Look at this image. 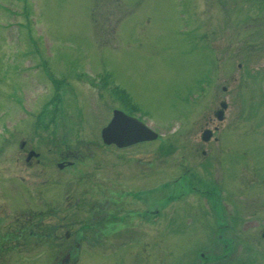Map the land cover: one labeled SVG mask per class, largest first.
<instances>
[{"label":"rangeland","instance_id":"rangeland-1","mask_svg":"<svg viewBox=\"0 0 264 264\" xmlns=\"http://www.w3.org/2000/svg\"><path fill=\"white\" fill-rule=\"evenodd\" d=\"M114 109L159 137L104 145ZM263 146L264 0H0V213L158 210L75 264H264ZM51 245L28 263L65 260Z\"/></svg>","mask_w":264,"mask_h":264},{"label":"flooded vegetation","instance_id":"flooded-vegetation-1","mask_svg":"<svg viewBox=\"0 0 264 264\" xmlns=\"http://www.w3.org/2000/svg\"><path fill=\"white\" fill-rule=\"evenodd\" d=\"M210 123H213L211 119L208 120L205 129H210ZM210 130L212 131L210 139L216 138L214 134L219 130V127L213 126V129ZM20 149L27 152V156L31 151L25 150V142L20 144ZM59 154L65 159L57 164V167L73 168L74 165L68 159L74 158L73 155L69 151L65 154L64 150ZM42 155V153H39L38 157H27V166L29 168L40 166L39 168L42 174L43 168L49 167L50 174H54V162L44 158ZM184 176L185 174L182 178ZM138 195L139 192L134 193L132 196L137 197ZM106 199L109 201L108 205H110V195L107 196ZM262 207V212L264 213V205H262ZM78 209V199H74L73 197L72 200L69 201V207L61 206L55 210L43 212L42 220L39 219L38 221H32L30 215H28L26 211L17 210V213H13L11 216H4L0 213V264H29L32 247L34 245L35 247L44 246L46 241L52 244L49 248L53 249L54 252L56 250V252H61L60 255H65V261L75 264V262L79 260L84 245H98L101 239L107 241L112 237L120 238L122 236H127L128 232L126 229H138L136 227H140L141 223L137 221L132 222L131 220L124 222L127 217L132 219L133 213L134 215H139L137 217L138 219L149 217L150 221L144 222L146 224H157V220H153V218L158 215L157 208L147 210L145 213H137L134 211L125 212L122 210L121 214L123 216H116L109 211L105 213L103 211L97 212V210L93 208L91 210V215L93 217L90 216L92 218L89 217L87 218L89 220L85 221L78 219ZM262 222L264 224V220ZM116 229H118V231ZM134 234H136L135 230L131 231L130 237L133 238V236H135ZM262 252L264 253V246ZM220 253L222 254L223 252ZM221 256L222 255L218 254L216 260ZM219 262H217V264ZM58 264H64V261Z\"/></svg>","mask_w":264,"mask_h":264},{"label":"water","instance_id":"water-1","mask_svg":"<svg viewBox=\"0 0 264 264\" xmlns=\"http://www.w3.org/2000/svg\"><path fill=\"white\" fill-rule=\"evenodd\" d=\"M221 107L226 108V103H222ZM217 118L222 120V109L217 112ZM101 137L105 144L125 147L138 142L153 141L158 138V134L137 119L119 110H114L111 121L101 131ZM209 137L210 131H205L202 135L203 140H208ZM32 154L30 153L29 156Z\"/></svg>","mask_w":264,"mask_h":264}]
</instances>
